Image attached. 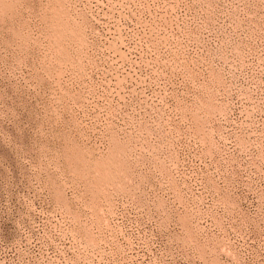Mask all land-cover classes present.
Returning a JSON list of instances; mask_svg holds the SVG:
<instances>
[{
    "label": "rangeland",
    "instance_id": "rangeland-1",
    "mask_svg": "<svg viewBox=\"0 0 264 264\" xmlns=\"http://www.w3.org/2000/svg\"><path fill=\"white\" fill-rule=\"evenodd\" d=\"M0 264H264V0H0Z\"/></svg>",
    "mask_w": 264,
    "mask_h": 264
}]
</instances>
